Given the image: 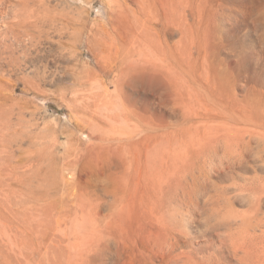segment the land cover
<instances>
[{"label":"rangeland","instance_id":"374dc122","mask_svg":"<svg viewBox=\"0 0 264 264\" xmlns=\"http://www.w3.org/2000/svg\"><path fill=\"white\" fill-rule=\"evenodd\" d=\"M214 83L264 112V0H0V264H89L162 213L195 264H239L206 221L249 218L264 264V153L219 170L256 129L201 118Z\"/></svg>","mask_w":264,"mask_h":264},{"label":"bare ground","instance_id":"6f19581e","mask_svg":"<svg viewBox=\"0 0 264 264\" xmlns=\"http://www.w3.org/2000/svg\"><path fill=\"white\" fill-rule=\"evenodd\" d=\"M243 16L246 10H243ZM169 21V20H168ZM217 83H214L216 91L211 95V106L203 105L201 110V118L205 119H219L230 121L233 124H245L255 128L256 131L250 133L249 136L243 138L245 140L242 147L235 152L234 156L226 161H221L218 165L219 170L229 173L234 168H247L256 167L261 168L259 162L264 153V147H259L255 141L259 134H264V112H258L247 109L233 104V99L227 98L226 89L221 83L217 88ZM141 90V89H140ZM261 149V150H259ZM251 153L253 164L248 163L247 156ZM231 161V162H230ZM153 189L155 187L152 185ZM220 197V194H217ZM240 201L244 202L247 195L242 193L239 195ZM141 195L140 202L143 199ZM260 203L264 204V199L259 198ZM189 203L192 204L193 200L189 196ZM184 204V202H183ZM258 205L259 202H258ZM256 205V207H258ZM104 210V209H103ZM259 210V207L257 208ZM147 215V213H145ZM152 216V215H151ZM219 220L214 219L206 221L205 230L211 234L208 241L212 244L218 245V251L227 250L230 255L235 256L236 252L240 250L241 254H237L239 264H245V259H249V246H248V228L250 226V219H240L237 231L231 228L232 222H236L228 214L217 215ZM251 222V221H250ZM139 232L136 234L137 240L130 243L124 242L122 238L124 229L117 228L118 230L110 232L109 235L103 240L101 244L97 243V247L90 249L89 264H195L197 262L196 252L191 250H181L182 246L190 245L192 242V232L187 231L185 228L181 229L177 222L172 219H167L165 214L151 217V220L139 222ZM118 231V232H119ZM235 234V235H234ZM124 235V234H123ZM205 235V233H204ZM189 249V248H188ZM239 249V250H236ZM198 254V253H197ZM227 256V255H226ZM210 264H229L223 263L216 256V252H210L207 256ZM29 264V263H25ZM47 264H75L73 262H64L62 259H54Z\"/></svg>","mask_w":264,"mask_h":264}]
</instances>
